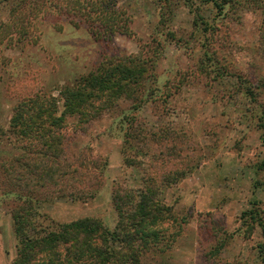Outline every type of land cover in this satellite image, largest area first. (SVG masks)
I'll list each match as a JSON object with an SVG mask.
<instances>
[{"label": "rangeland", "instance_id": "obj_1", "mask_svg": "<svg viewBox=\"0 0 264 264\" xmlns=\"http://www.w3.org/2000/svg\"><path fill=\"white\" fill-rule=\"evenodd\" d=\"M263 1L235 0L213 21L209 0H0V264L15 256L11 215L21 205H33L47 230L85 216L111 229L112 192L145 184L151 205L170 215L139 264H264V237L254 224L247 233L243 215L264 209ZM129 58L147 67L135 99L85 123L65 117L57 160L74 172L24 187L19 164L49 150L24 148L33 140L9 127L13 107L34 93L58 97L100 63Z\"/></svg>", "mask_w": 264, "mask_h": 264}, {"label": "trees", "instance_id": "obj_2", "mask_svg": "<svg viewBox=\"0 0 264 264\" xmlns=\"http://www.w3.org/2000/svg\"><path fill=\"white\" fill-rule=\"evenodd\" d=\"M209 1L216 12L213 14V21H220L226 9L236 4L235 0ZM161 16L159 12L158 17L161 18ZM195 18L199 20H193L195 25L202 22L204 26L209 25L202 15H195ZM93 24L89 22L88 26L94 28ZM115 24L117 27H124L118 22ZM103 30L109 31L107 28ZM93 31L98 32L96 29ZM210 32L211 28L205 27L203 36L206 38ZM201 46L205 60L211 66L213 61L207 53L208 48L205 44ZM146 69L145 61L140 59L129 58L117 62L108 60L82 77L79 83L63 86L58 91V97L34 93L21 99L13 107L9 127L16 130L15 133L20 137L25 136L33 140L28 142V147L24 146L27 150L33 147L32 142L49 150V153L39 150L40 155L37 154L19 164L23 173L21 177L27 178L23 186H40L43 178L60 181L63 175L74 172L73 169L65 170L57 160L59 154L61 155L64 151L60 142L63 140L60 130L64 126L65 117L73 116L77 118L78 123H85L98 117L103 109L116 104L119 98L135 99V93L138 95ZM145 98L144 100L148 99L147 95ZM60 100L61 109L59 110L57 102ZM138 100L141 102L142 97L140 96ZM258 126L264 134V119L259 118ZM128 130V127L123 130L122 134L125 138H129L131 134ZM156 136L158 139L159 136ZM55 142L59 144L57 148L56 144H53ZM19 159L20 157H17L14 161L18 162ZM66 165L70 168L73 164L66 162ZM22 170L27 171L29 176ZM54 173L58 176H53ZM84 174L79 172L78 179L87 181L91 178L90 176L82 177ZM184 175L180 173L178 178L171 177L172 179L166 184L175 182ZM160 181L161 179L157 182L158 185L161 184ZM118 189L119 191L112 192L111 196L113 209L118 216L111 229L100 219L85 216L65 223H54L51 229L47 230L41 227L33 205L30 203L21 205L18 211L11 215L16 252L10 264H139L141 254L162 239L161 236L164 235L162 223L168 219L170 213L166 207L151 205L155 192L149 184L134 191ZM71 194L73 193H69L68 196ZM263 212L264 209H261L259 205H252L247 214H243L248 215V220L254 221L245 223L248 234L254 224L259 226L261 237H264V224L259 215ZM263 246L264 240L260 247Z\"/></svg>", "mask_w": 264, "mask_h": 264}]
</instances>
